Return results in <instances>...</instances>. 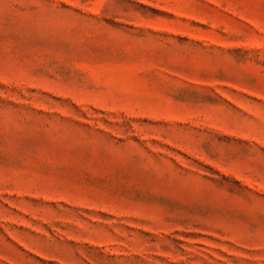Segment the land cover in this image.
I'll list each match as a JSON object with an SVG mask.
<instances>
[{"label":"rangeland","instance_id":"obj_1","mask_svg":"<svg viewBox=\"0 0 264 264\" xmlns=\"http://www.w3.org/2000/svg\"><path fill=\"white\" fill-rule=\"evenodd\" d=\"M0 264H264V0H0Z\"/></svg>","mask_w":264,"mask_h":264}]
</instances>
